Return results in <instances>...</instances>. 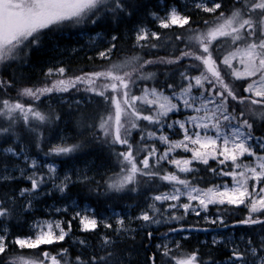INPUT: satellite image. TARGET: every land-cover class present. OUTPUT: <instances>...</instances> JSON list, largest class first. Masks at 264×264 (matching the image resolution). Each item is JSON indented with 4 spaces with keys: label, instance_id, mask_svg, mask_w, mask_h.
Wrapping results in <instances>:
<instances>
[{
    "label": "snow or ice",
    "instance_id": "1",
    "mask_svg": "<svg viewBox=\"0 0 264 264\" xmlns=\"http://www.w3.org/2000/svg\"><path fill=\"white\" fill-rule=\"evenodd\" d=\"M121 24L130 25L132 47L151 58L113 59ZM106 25L114 29L110 39L88 36L93 47L107 42L96 52L105 66L69 75L62 62L49 61L36 82L24 84L19 70L49 43L59 50L58 35ZM161 66L166 80L158 88L149 69ZM81 92L91 111L65 96ZM76 113L70 137L59 125ZM89 146L105 156L102 167L116 170H97V180L88 175L93 162L61 174V164ZM178 151L190 156L177 158ZM21 182L27 186L13 187ZM77 185L104 211L73 198ZM54 194L63 206L36 216ZM124 196L137 202L118 211ZM241 208L242 218L229 219ZM74 221L84 238H73ZM140 232L146 247L160 240L149 264H264V0H0V264H131ZM196 232L215 233L211 246L200 241L203 252L185 246ZM66 239L77 247L74 257L65 247L49 250Z\"/></svg>",
    "mask_w": 264,
    "mask_h": 264
},
{
    "label": "rangeland",
    "instance_id": "2",
    "mask_svg": "<svg viewBox=\"0 0 264 264\" xmlns=\"http://www.w3.org/2000/svg\"><path fill=\"white\" fill-rule=\"evenodd\" d=\"M103 33L107 37L106 33L105 32H103ZM95 34L96 33H89V32H83L82 33V32H80L79 33V38L75 42H65V43H63V45H58L59 50H56L53 47H51L50 49H46L45 50V52L47 51L46 52L47 53L46 57L45 58H42V59L40 57L37 58V59H35V62L32 63V67H29V70L30 71H33L34 70L35 73H37V74L39 73L40 76H41L42 75V72L44 70H46L47 67L52 66V64L49 63V61H52L53 63H55L56 61H59V62H62L63 63L64 57H66L67 54L74 53L72 51L73 49H76L77 51L80 50L84 54L94 53L96 55V52L97 51L103 50L104 48L107 47V42L97 41L96 43H97L98 47H93V46L89 45L88 44V36L89 35L95 36ZM124 34H125L124 40H130L131 39V43L133 44V40L131 38V33L130 32H128V33L125 32ZM133 50H134L133 51L134 52V55H138L139 54V51L135 50L134 48H133ZM153 51H155V50H153ZM123 58L124 57H115V58L113 57L114 60H121ZM23 70H26V69L23 68ZM149 70L152 71L151 68ZM69 75H74V74L73 73H69ZM157 76H159V75L157 74ZM157 80L159 81V83H155V82H152V81L147 82V83L149 84V86H152L153 83H155V86L159 88L165 82L166 77H157ZM168 82L169 83H175L176 81L175 80H168ZM65 96L68 99H71L73 97L75 99H80V100H82V101L85 102L84 105L88 104V101H87L88 94L87 93H83V92L78 93V94L74 93L72 96H69L68 94H65ZM53 103H54V106L56 108H58L59 106H61L59 104H56L55 101H53ZM63 111H66V109L63 108V107H61V109H60L61 114H63ZM67 119L68 118L65 117V120H67ZM172 119H183V116L182 115L181 116H175L174 115L172 117ZM60 129L66 130L65 131V134L68 135V136H70V137H73V136H76L77 135V134L73 133L69 129L68 123H61L60 124ZM165 131H167V129ZM169 135H170V138L171 139H179L180 138V136H172L171 134H169ZM133 136L136 137L135 132L133 133ZM79 138L83 139V137H79ZM136 138H138V137H136ZM51 142L52 143H56L57 140L55 138H53ZM70 142H75V141H70ZM157 147H161V150H163L162 149V146H160L159 144L157 145ZM32 149H36V148H31L30 149L31 154L35 156L37 154V151L38 150L37 149L36 150H32ZM44 150H47V148L44 147ZM181 156L187 158L188 156H190V154L182 153V152H179L178 151L177 158H180ZM61 159H64V158H61ZM104 159H105V156L104 155H101L95 149V146H90L89 148H85L82 153L78 154V158L77 159L67 160L66 163L61 164V166H60V172H61V174H63L64 171H68V170L72 169L73 167H76L77 169H84V168H86L87 166L91 165L94 162V165L95 166H93L92 171H90L88 173V175H90V176L95 175L96 179L97 180H100L101 179V176L96 174L97 173V170H99L100 172H108L109 175H111V171H115L116 170V169H114L112 167L111 164H108L106 167H102L101 166V163H102V160H104ZM57 163L58 164L60 163V159L57 160ZM213 166H215V164H213ZM165 167H167L169 171H175L174 167H172V166L165 165ZM182 178H184L183 175H182ZM188 178L191 179L190 176ZM219 182H220L219 180H213V183H219ZM25 186H27V185H25ZM207 186H202V187H207ZM166 190H167L166 188H163L162 189V191H166ZM133 195H135V194H133ZM72 196H73V198H76V199L79 198L78 196H75V195H72ZM83 196L85 198H82V202L91 203L93 207H96L95 205H93V202L91 201V199H93L95 201L96 200L95 197H92V196H89V195L88 196L83 195ZM137 200L140 203H143L142 199H140L139 197H137ZM135 202H137V201L136 200H133L132 197L124 196L117 203V205H116L117 210L120 211L125 204L132 205ZM53 203H55V205L57 207H60V206H63L64 200L59 196V194H54V197L49 200V203L48 204L51 205ZM108 203L109 204H112L113 202L110 200V202H108ZM103 211H104V209H102L101 212H103ZM214 211H215L214 208L213 209H210V212H214ZM132 213L133 214H136L135 208L132 209ZM201 215H203V213H201ZM41 217H46V215L45 216H41ZM57 218L59 219L60 216L58 215ZM64 218L65 219H68L70 217H64ZM186 219H187L188 222L194 223L198 218L195 217L194 215H191L190 214ZM132 226L133 227H136L135 224H133ZM160 231L161 232L167 231V228L166 227H161L160 228ZM235 231H236V234L237 235H240L245 230L244 229H237ZM139 234L141 236H144V233H142V232L138 233L137 235H139ZM137 235H136V237H137ZM213 235H215V233L193 234V239H192L191 242H192V244H195L194 247H200L201 248V251L203 252L206 249L204 248V246H202L200 244V241H208V245L211 246V238H212ZM76 237L84 238V234H82L79 231L77 222L74 221L73 222V238H76ZM175 238L176 239H179V236H176ZM87 239H89L92 242V240H94L95 238L92 237L91 235H89V236H87ZM159 242H160V240L154 236L153 240L151 241V244L153 245L152 247H146L144 245L143 247H140V249H136L135 252H133L132 250H129V253H130L129 254V260L131 261V264H132V262H134V264H138V262H141V264H149L148 257L150 256V254L148 253V251L150 250L151 252H155L156 249H155L154 245L156 243H159ZM185 246L188 248V245L186 243H185ZM59 247L68 248L73 257L78 254L77 247L73 246L71 240H67L66 239L65 242H62L60 245L55 246L54 248H55V250H57V248H59ZM191 249H189V250H191ZM215 252H219V251L216 249ZM148 254H149V256H148ZM137 255H139V256H137ZM125 264H127V261L125 262Z\"/></svg>",
    "mask_w": 264,
    "mask_h": 264
},
{
    "label": "trees",
    "instance_id": "3",
    "mask_svg": "<svg viewBox=\"0 0 264 264\" xmlns=\"http://www.w3.org/2000/svg\"><path fill=\"white\" fill-rule=\"evenodd\" d=\"M199 17H195L194 19H198ZM204 19H208V16H203ZM130 25L128 27H126L124 24H121L119 26V29H116V34L121 36V39L119 41V47L121 50L116 51L114 53V58L115 57H131L134 55V50L131 47L132 43H131V39L130 40H124V36H125V32H129ZM114 29L111 25H106V26H100V27H96V26H89L87 28L86 31L84 32H89V33H96V32H105L107 37L110 38L111 34L113 33ZM81 32V29L79 28H74V29H69L66 30L62 35H58L56 37V41L58 43V45H63V43L65 42H75L78 38H79V33ZM52 47V45L49 43L48 47L46 49H50ZM47 52V51H46ZM42 51L41 53H34L32 55V63L35 62V59L37 58H45L47 53ZM129 55V56H128ZM140 56L144 57V58H151V56L147 53V51H139ZM152 55H159V56H167L169 55V52L164 51V50H160V51H153ZM89 57H92V59L90 60ZM63 65L65 67L69 68V73H73V74H78L81 71L84 72H89V71H93V70H98L99 68L105 66V62L101 61L100 59H98L96 57V55L94 53H90V54H84L82 51L78 50L75 51L74 53H69L67 54L66 57H64L63 60ZM23 68H25L26 70H23ZM152 71L157 72V74L159 76L157 77H165L162 74V66L160 69L158 68H151ZM20 73H23L25 79H24V84H28L29 81L31 82H36L39 78H40V74L35 73L34 70L30 71L29 67L27 65L23 66L20 70ZM68 73V74H69ZM19 86H23V85H19ZM62 106H59L57 108L58 111H60ZM85 110L91 111L93 105L91 104H86L83 106ZM64 112V111H63ZM81 115V113H76L75 116L73 117V122L72 123H68L69 129L77 134V129H76V125H75V120L76 118H78ZM60 127V125H59ZM46 136L49 135L48 132L45 133ZM81 139V138H79ZM42 147H46L45 145H42ZM90 147V146H89ZM86 147V148H89ZM34 148V147H33ZM32 150H36V149H32ZM106 155V154H105ZM199 175L201 177L205 178V183L201 184V186H207L208 185V181L210 179V177L208 176V174L203 170V167H201V171L199 173ZM213 182V180H212ZM26 184L24 182H21L19 185H13V187H20V186H25ZM163 189V187L161 188V190ZM72 195L75 194V196H78L79 200L82 201V198H85L83 195L88 196L89 194L87 193V190L84 188L83 185H77L75 188H73L72 190ZM131 197V196H129ZM49 200L48 199L44 204H38L37 205V211H36V216L41 217V216H45L46 212L45 209L47 208V206L49 205ZM91 201L93 202V205H95L96 207H98V209H100V207L97 205V201L91 199ZM95 202V203H94ZM110 202V200L108 201ZM102 204V203H101ZM103 206V204H102ZM244 215V210L243 208L237 210V214L235 216H230L229 219H240L242 218ZM25 219H31V216H26ZM15 232H17V234H27V230L25 229L24 232H21L19 229H13ZM142 237L140 234L137 235L136 240L140 243H138L136 245V249H140V247H143L144 245L148 244V241L142 240ZM192 239H193V234H192V238L189 241H185V243L188 245V248L191 249L195 246V244H192ZM129 243H131V241H129ZM126 247V245H125ZM49 250L51 251H56L54 247H49ZM131 250V249H130ZM135 250L133 252H135ZM213 251L216 250V248L212 249ZM148 253L151 255V251L149 250ZM148 254V256H149ZM139 256V255H137ZM27 258V255H26ZM132 264H134V262H132ZM138 264H141V262H138Z\"/></svg>",
    "mask_w": 264,
    "mask_h": 264
},
{
    "label": "bare ground",
    "instance_id": "4",
    "mask_svg": "<svg viewBox=\"0 0 264 264\" xmlns=\"http://www.w3.org/2000/svg\"><path fill=\"white\" fill-rule=\"evenodd\" d=\"M75 195V194H74ZM100 208H102V204H97ZM92 243L95 244L96 243V239L92 240ZM213 251V250H212ZM214 253H216L217 255H226L225 253H220V252H215L213 251Z\"/></svg>",
    "mask_w": 264,
    "mask_h": 264
},
{
    "label": "flooded vegetation",
    "instance_id": "5",
    "mask_svg": "<svg viewBox=\"0 0 264 264\" xmlns=\"http://www.w3.org/2000/svg\"><path fill=\"white\" fill-rule=\"evenodd\" d=\"M93 237V236H92ZM96 239V238H95Z\"/></svg>",
    "mask_w": 264,
    "mask_h": 264
}]
</instances>
